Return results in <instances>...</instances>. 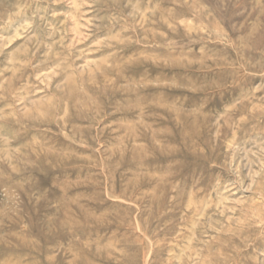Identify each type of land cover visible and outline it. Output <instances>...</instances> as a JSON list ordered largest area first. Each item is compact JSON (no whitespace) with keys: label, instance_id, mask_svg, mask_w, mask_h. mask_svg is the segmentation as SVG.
<instances>
[{"label":"rangeland","instance_id":"374dc122","mask_svg":"<svg viewBox=\"0 0 264 264\" xmlns=\"http://www.w3.org/2000/svg\"><path fill=\"white\" fill-rule=\"evenodd\" d=\"M0 264H264V0H0Z\"/></svg>","mask_w":264,"mask_h":264}]
</instances>
